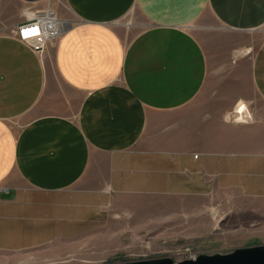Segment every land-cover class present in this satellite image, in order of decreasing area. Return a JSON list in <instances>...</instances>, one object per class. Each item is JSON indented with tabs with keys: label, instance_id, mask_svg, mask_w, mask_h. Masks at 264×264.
I'll return each instance as SVG.
<instances>
[{
	"label": "crops",
	"instance_id": "obj_1",
	"mask_svg": "<svg viewBox=\"0 0 264 264\" xmlns=\"http://www.w3.org/2000/svg\"><path fill=\"white\" fill-rule=\"evenodd\" d=\"M64 1L73 20L40 57L13 36L24 0H0V258L56 262L135 200L228 193L264 216V115L230 120L240 91L201 95L194 28L261 35L264 0ZM250 80L264 102V42Z\"/></svg>",
	"mask_w": 264,
	"mask_h": 264
},
{
	"label": "rangeland",
	"instance_id": "obj_2",
	"mask_svg": "<svg viewBox=\"0 0 264 264\" xmlns=\"http://www.w3.org/2000/svg\"><path fill=\"white\" fill-rule=\"evenodd\" d=\"M26 9L50 10L60 20H73L64 0L24 1L22 10ZM130 19L123 23L136 24ZM194 28L209 60L208 81L201 95L215 94L217 90L228 94L240 91L249 98L250 103L246 104L252 116L264 115V102L258 99L250 80L251 63L264 42V32L208 35L199 25ZM134 37L125 35L126 43ZM52 53L53 48L50 56ZM229 196L210 195L204 207H187L181 205L184 202L165 199L135 200L125 207L112 208L109 228L95 233L89 246L80 240L70 247L62 245L60 252L68 254L56 262L22 264H120L166 257L181 263L195 256L226 255L239 248L264 245V216L249 214L245 201ZM0 264L20 263L0 258Z\"/></svg>",
	"mask_w": 264,
	"mask_h": 264
},
{
	"label": "built area",
	"instance_id": "obj_3",
	"mask_svg": "<svg viewBox=\"0 0 264 264\" xmlns=\"http://www.w3.org/2000/svg\"><path fill=\"white\" fill-rule=\"evenodd\" d=\"M26 10H23V12ZM64 29L65 22L60 20L55 12L48 11L45 14L37 13L32 18L24 17V22L12 29V32L14 34L13 36L18 41L27 45L40 57H43L48 46L61 38ZM34 30H38V34H34ZM236 109L233 113L235 116L232 115L231 117L232 120L234 119L244 123L254 120V117L248 111L245 112L244 117L240 119L238 117L240 111ZM195 158H197V156H195ZM191 259L196 260L197 257L195 256Z\"/></svg>",
	"mask_w": 264,
	"mask_h": 264
},
{
	"label": "water",
	"instance_id": "obj_4",
	"mask_svg": "<svg viewBox=\"0 0 264 264\" xmlns=\"http://www.w3.org/2000/svg\"><path fill=\"white\" fill-rule=\"evenodd\" d=\"M24 1L33 3L42 0ZM120 264H264V245L239 248L226 255H202L196 260H186L181 263H175L173 259L166 257Z\"/></svg>",
	"mask_w": 264,
	"mask_h": 264
},
{
	"label": "bare ground",
	"instance_id": "obj_5",
	"mask_svg": "<svg viewBox=\"0 0 264 264\" xmlns=\"http://www.w3.org/2000/svg\"><path fill=\"white\" fill-rule=\"evenodd\" d=\"M50 10L47 11H39V12H31L30 10H26L23 12L24 17L27 18H32L34 17L37 13H41V14H45ZM237 111H240V115H238V117L240 119H242L244 117L245 112H249V107L247 106V104L244 101H241L236 109Z\"/></svg>",
	"mask_w": 264,
	"mask_h": 264
},
{
	"label": "snow or ice",
	"instance_id": "obj_6",
	"mask_svg": "<svg viewBox=\"0 0 264 264\" xmlns=\"http://www.w3.org/2000/svg\"><path fill=\"white\" fill-rule=\"evenodd\" d=\"M34 34H38V30H34Z\"/></svg>",
	"mask_w": 264,
	"mask_h": 264
}]
</instances>
